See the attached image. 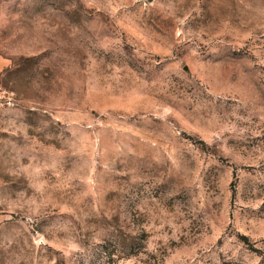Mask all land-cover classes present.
Listing matches in <instances>:
<instances>
[{
	"label": "rangeland",
	"instance_id": "1",
	"mask_svg": "<svg viewBox=\"0 0 264 264\" xmlns=\"http://www.w3.org/2000/svg\"><path fill=\"white\" fill-rule=\"evenodd\" d=\"M0 264H264V0H0Z\"/></svg>",
	"mask_w": 264,
	"mask_h": 264
},
{
	"label": "built area",
	"instance_id": "2",
	"mask_svg": "<svg viewBox=\"0 0 264 264\" xmlns=\"http://www.w3.org/2000/svg\"><path fill=\"white\" fill-rule=\"evenodd\" d=\"M17 105V93L0 83V111L15 108Z\"/></svg>",
	"mask_w": 264,
	"mask_h": 264
},
{
	"label": "crops",
	"instance_id": "3",
	"mask_svg": "<svg viewBox=\"0 0 264 264\" xmlns=\"http://www.w3.org/2000/svg\"><path fill=\"white\" fill-rule=\"evenodd\" d=\"M10 64L11 60L6 56L0 54V82H2L3 77L6 74Z\"/></svg>",
	"mask_w": 264,
	"mask_h": 264
},
{
	"label": "water",
	"instance_id": "4",
	"mask_svg": "<svg viewBox=\"0 0 264 264\" xmlns=\"http://www.w3.org/2000/svg\"><path fill=\"white\" fill-rule=\"evenodd\" d=\"M150 1H152V0H150Z\"/></svg>",
	"mask_w": 264,
	"mask_h": 264
}]
</instances>
